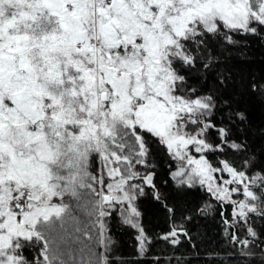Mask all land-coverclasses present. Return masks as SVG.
<instances>
[{
    "label": "snow or ice",
    "instance_id": "obj_1",
    "mask_svg": "<svg viewBox=\"0 0 264 264\" xmlns=\"http://www.w3.org/2000/svg\"><path fill=\"white\" fill-rule=\"evenodd\" d=\"M248 36L264 40V0H0V264L88 251L94 198L107 236L134 230L146 255L147 195L169 246L215 211L238 255L264 262V163L225 68ZM192 191L201 203L183 206Z\"/></svg>",
    "mask_w": 264,
    "mask_h": 264
},
{
    "label": "trees",
    "instance_id": "obj_2",
    "mask_svg": "<svg viewBox=\"0 0 264 264\" xmlns=\"http://www.w3.org/2000/svg\"><path fill=\"white\" fill-rule=\"evenodd\" d=\"M225 68L232 76L227 94L231 96L235 109L243 111L247 117L246 122L241 125L245 129L243 136L250 151L256 154L258 163H264V91L259 88L264 85V40L257 36H248L247 46L233 49ZM253 84L257 85L256 91L252 89ZM239 135L241 133L237 132V136ZM226 154L232 155L230 152ZM216 155L223 154H212L213 160ZM168 171L169 167L163 165L162 161L160 180H167ZM162 186L166 188L168 184ZM202 195L200 191H192L190 195L181 198V204L194 207L201 203ZM93 201L97 199L94 198ZM140 210L141 223L145 226L146 233L150 234L151 243L154 245L146 255L139 253L134 230L113 224L108 237L105 224L106 246L102 244V234L100 236L95 233V239L85 253L82 254L75 247L65 248L61 254L63 264H82V260L83 264H153L155 259L159 258L163 262L165 257H177L181 264H264L259 258L249 262L238 255L236 246L230 244L221 234L218 214L215 211L209 212L206 217L196 216L189 225L192 239L189 241L182 238L181 245L173 247L162 239L168 223L157 201L150 195L143 197ZM91 216L89 229L94 228L95 222L100 220L97 212H91ZM256 230L261 234L260 240L264 241V222L256 225ZM37 251L36 248H26L24 254L32 259L33 253ZM172 264H176L175 259Z\"/></svg>",
    "mask_w": 264,
    "mask_h": 264
},
{
    "label": "rangeland",
    "instance_id": "obj_3",
    "mask_svg": "<svg viewBox=\"0 0 264 264\" xmlns=\"http://www.w3.org/2000/svg\"><path fill=\"white\" fill-rule=\"evenodd\" d=\"M211 155L212 154H210L209 158L213 159L211 157ZM217 176H219V174H217ZM224 176L226 178L227 174L225 173ZM102 210H103V201H102V199H97V201H93V207H92V211L91 212H93V213L97 212V214L99 216V219H100V216L102 214ZM99 221H100L99 222V229L92 232L93 239H95V233H96V235H100V236L102 234V244L104 246H106V243H105V241H106L105 224H104V222L101 219ZM92 229H94V228L91 227L90 230H92ZM97 232H98V234H97Z\"/></svg>",
    "mask_w": 264,
    "mask_h": 264
}]
</instances>
